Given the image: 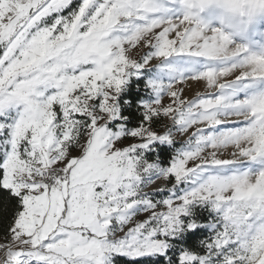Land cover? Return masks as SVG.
Segmentation results:
<instances>
[{
	"label": "snow or ice",
	"instance_id": "6c2138e0",
	"mask_svg": "<svg viewBox=\"0 0 264 264\" xmlns=\"http://www.w3.org/2000/svg\"><path fill=\"white\" fill-rule=\"evenodd\" d=\"M0 264H264V0H0Z\"/></svg>",
	"mask_w": 264,
	"mask_h": 264
},
{
	"label": "rangeland",
	"instance_id": "374dc122",
	"mask_svg": "<svg viewBox=\"0 0 264 264\" xmlns=\"http://www.w3.org/2000/svg\"><path fill=\"white\" fill-rule=\"evenodd\" d=\"M159 183V182H158Z\"/></svg>",
	"mask_w": 264,
	"mask_h": 264
}]
</instances>
